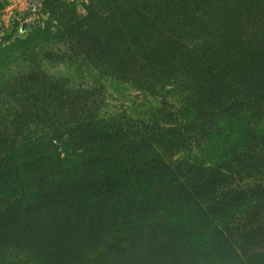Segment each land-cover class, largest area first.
Masks as SVG:
<instances>
[{
  "label": "rangeland",
  "instance_id": "obj_1",
  "mask_svg": "<svg viewBox=\"0 0 264 264\" xmlns=\"http://www.w3.org/2000/svg\"><path fill=\"white\" fill-rule=\"evenodd\" d=\"M0 264H264V0H0Z\"/></svg>",
  "mask_w": 264,
  "mask_h": 264
},
{
  "label": "trees",
  "instance_id": "obj_2",
  "mask_svg": "<svg viewBox=\"0 0 264 264\" xmlns=\"http://www.w3.org/2000/svg\"><path fill=\"white\" fill-rule=\"evenodd\" d=\"M212 69V68H211ZM213 70V69H212Z\"/></svg>",
  "mask_w": 264,
  "mask_h": 264
}]
</instances>
